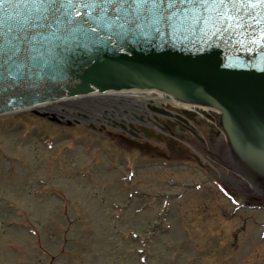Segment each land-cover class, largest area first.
<instances>
[{
	"label": "rangeland",
	"instance_id": "1",
	"mask_svg": "<svg viewBox=\"0 0 264 264\" xmlns=\"http://www.w3.org/2000/svg\"><path fill=\"white\" fill-rule=\"evenodd\" d=\"M112 97L0 116V264H264L258 187L225 170L228 198L186 150L140 165L108 131L150 115Z\"/></svg>",
	"mask_w": 264,
	"mask_h": 264
},
{
	"label": "water",
	"instance_id": "2",
	"mask_svg": "<svg viewBox=\"0 0 264 264\" xmlns=\"http://www.w3.org/2000/svg\"><path fill=\"white\" fill-rule=\"evenodd\" d=\"M85 2L68 0L80 13L71 21L46 18L32 0L0 3V115L159 90L218 109L232 155L264 195V2L237 4L239 15L230 3L197 8L184 23L124 12L97 21Z\"/></svg>",
	"mask_w": 264,
	"mask_h": 264
},
{
	"label": "flooded vegetation",
	"instance_id": "3",
	"mask_svg": "<svg viewBox=\"0 0 264 264\" xmlns=\"http://www.w3.org/2000/svg\"><path fill=\"white\" fill-rule=\"evenodd\" d=\"M174 109L162 107L160 119L153 114L137 123H128L129 125L122 123L120 132L109 130L108 133L116 134L123 144L132 149H138L145 157H149L150 161L142 162L140 164L142 166L171 167L184 164L187 161H179L177 156L186 150L188 154L194 155L193 159L196 161L191 162H195L201 171H206L208 168L211 178L214 177L227 184L241 182L235 179L234 174L227 175L225 171L236 173L230 159L226 137L220 128L219 115L214 110L208 109L207 116L210 119H207L198 111H187L182 108L175 111ZM151 110L154 109L151 108ZM123 121L129 122L125 119ZM196 150L211 160V167L194 153ZM107 151L108 149L105 153L109 156L113 155Z\"/></svg>",
	"mask_w": 264,
	"mask_h": 264
},
{
	"label": "snow or ice",
	"instance_id": "4",
	"mask_svg": "<svg viewBox=\"0 0 264 264\" xmlns=\"http://www.w3.org/2000/svg\"><path fill=\"white\" fill-rule=\"evenodd\" d=\"M3 2L4 0H0V3ZM256 2L262 3L264 0H256ZM229 3L232 5V12L239 15L235 6L244 4L245 0H86L84 7L91 10L90 19L97 21L109 17V12L117 18L121 12H124L128 14L129 19L132 16L139 17L143 14L159 16L161 20L169 23H184L188 14L197 8L207 9L209 5H218L220 8H224ZM247 3L251 4L252 0H247ZM67 4L68 0H32L33 7L43 10L45 17L50 16L53 20L63 17L65 20L71 21L73 15L80 14L75 9V3L70 5L73 11L69 13L66 8ZM223 15L232 18L227 12ZM85 22L87 23V21Z\"/></svg>",
	"mask_w": 264,
	"mask_h": 264
},
{
	"label": "bare ground",
	"instance_id": "5",
	"mask_svg": "<svg viewBox=\"0 0 264 264\" xmlns=\"http://www.w3.org/2000/svg\"><path fill=\"white\" fill-rule=\"evenodd\" d=\"M121 96L122 97V102L123 103H129L130 99L131 102H133L134 100L138 103L137 106H139V108H136L137 113L140 114H146L149 113L148 115L152 116L153 114H155L157 116L158 119L162 118L160 116L161 112L160 109L163 108H175L174 110L176 111L177 109H184L187 111H198V113H202L204 115H207V108L205 107H197V105L194 106L193 103H189V102H184V101H178L175 98H172L171 96L163 93V92H158V91H137V90H132V91H125V92H117V93H108V94H102V95H92L86 98H90L88 100H96L97 99H101L102 101L104 100V98L109 97L110 100H117L120 99L119 97H112V96ZM86 98H73L67 101H63V102H56V103H52L43 107H39L37 109H44V108H48V107H52V108H70L72 110H76L77 108H73L71 106H68L67 103H76V104H83L85 103L84 99ZM96 101H91L92 103L96 102ZM64 103V104H63ZM150 106L152 107L154 110H148L145 108L146 106ZM111 112V110H110ZM136 113V114H137ZM211 113V112H210ZM214 113V112H212ZM211 113V114H212ZM216 113V111H215ZM141 115V114H140ZM114 116V115H113ZM144 117V116H143Z\"/></svg>",
	"mask_w": 264,
	"mask_h": 264
}]
</instances>
